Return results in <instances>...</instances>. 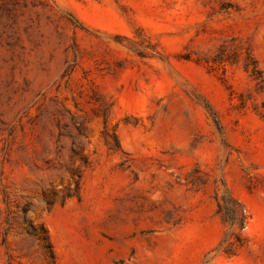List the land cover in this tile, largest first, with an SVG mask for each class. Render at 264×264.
I'll return each instance as SVG.
<instances>
[{
  "label": "rangeland",
  "instance_id": "374dc122",
  "mask_svg": "<svg viewBox=\"0 0 264 264\" xmlns=\"http://www.w3.org/2000/svg\"><path fill=\"white\" fill-rule=\"evenodd\" d=\"M0 264H264V0H0Z\"/></svg>",
  "mask_w": 264,
  "mask_h": 264
}]
</instances>
